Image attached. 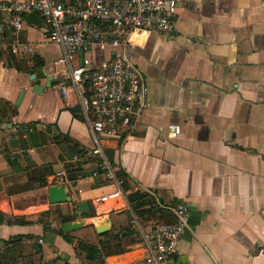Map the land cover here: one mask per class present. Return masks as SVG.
<instances>
[{
    "label": "crops",
    "instance_id": "0c3cea01",
    "mask_svg": "<svg viewBox=\"0 0 264 264\" xmlns=\"http://www.w3.org/2000/svg\"><path fill=\"white\" fill-rule=\"evenodd\" d=\"M136 35L130 53L148 80L149 105L132 135L102 141L129 187L102 202L97 199L116 187L91 177L95 153L67 185L73 201L49 200L57 173L77 163L65 141L92 153L96 144L74 91L63 95L62 49L49 42L45 22L27 17L20 37L24 49L31 48L28 55H0V260L7 254L5 240L19 238L22 263L131 264L148 254L132 228L134 215L150 230L167 218L166 207L185 203L190 226L171 264H264V0H181L172 35ZM93 52L95 64L111 57L109 47ZM50 75L52 87L35 93V84L46 85ZM29 123L44 133V144L17 129ZM172 124L183 128L176 138L170 137ZM137 191L152 202L143 214L128 200ZM82 201L94 216L77 217ZM68 222L83 226L66 232ZM128 225L134 239L114 240ZM80 242L102 253L91 258Z\"/></svg>",
    "mask_w": 264,
    "mask_h": 264
},
{
    "label": "built area",
    "instance_id": "2783aa9c",
    "mask_svg": "<svg viewBox=\"0 0 264 264\" xmlns=\"http://www.w3.org/2000/svg\"><path fill=\"white\" fill-rule=\"evenodd\" d=\"M181 0H5L0 1V55L11 51L28 55L31 50L21 39L27 17L38 15L48 27V40L62 49L58 63L65 76L60 84L63 95L72 89L96 148L84 156L74 155L81 162L97 155L91 177L104 178L115 185L109 195L121 197L123 179L102 147L103 140L121 139L132 135L140 126L149 105L148 80L134 61L130 51L132 39L139 31H157L172 35L179 15ZM95 46L111 49V57L99 64L94 62ZM84 51L83 57L80 51ZM24 52V53H23ZM82 60V64H81ZM18 125L17 129L23 128ZM33 131V128H29ZM170 137L182 134V126H169ZM54 185L72 186L65 170L57 173ZM168 216L152 229L145 230L134 215L132 228L148 254L131 264H171L179 242L190 226V209L185 203L166 207Z\"/></svg>",
    "mask_w": 264,
    "mask_h": 264
},
{
    "label": "trees",
    "instance_id": "16d2710c",
    "mask_svg": "<svg viewBox=\"0 0 264 264\" xmlns=\"http://www.w3.org/2000/svg\"><path fill=\"white\" fill-rule=\"evenodd\" d=\"M34 15L36 18L42 19L38 15H36V14H34ZM41 66H43V63H38L36 65V67L39 69ZM7 105L9 106L8 103H6V106ZM2 112L3 113H1V115H2V117H4V116H7L9 111L7 109L6 110L3 109ZM30 127L33 128V131L29 130ZM24 131L26 133H28V135L32 138V140L37 141V140L41 139V142H40L41 144H44L46 142L44 133L37 130L36 124H34V123L25 124L24 125ZM64 140H66V139H64ZM106 140H108V139H106ZM65 149L69 153L70 156H73L76 153H78L80 156H84L88 152L87 149H79V147L77 145L74 146L73 144H71L70 140L65 141ZM0 151H1V144H0ZM105 152L107 154V157L114 164V160L111 157V152L107 151V150ZM82 166H83V161L77 162L76 164H73V163L67 164V171L66 172H67V175H68L69 179L71 180L72 184H73V181H76L78 179V176L81 173H83V169H82L83 167ZM118 174L120 177H122V179H124V187L123 188H124L125 192H127L129 190L128 182H127L128 181L127 175L122 170H119ZM128 200H129L131 206L133 207V209L137 212L142 213V214L145 210L144 207L147 206L148 204L152 203L151 200L147 198V195L140 192V191L129 193L128 194ZM87 214L90 216H94L95 212L94 211L92 212L90 209V211L87 212ZM61 234L65 237V239L67 241H69V242L73 241L72 237L69 236L68 234H66L64 232H62ZM132 234H133V232L130 230V225H128L127 227L122 228L116 235H114L113 239L122 241L124 238H129L130 240H132V239H134V236ZM19 242H20L19 238H15V239L12 238L10 240H5V243L8 246L7 251H6L7 254L2 257V259L0 260V264H29V261L22 263V261H24V257L22 256V253H23L22 246H21V243H19ZM112 245H110L109 247H111ZM117 245L121 246V242L117 243ZM14 247H17L16 254L10 255L11 256L10 257L8 253ZM80 248L82 250L87 251L91 258H95L96 254L102 253V251L99 247L94 246V245H89V244L84 243V242H80ZM105 248H107V245L105 246ZM120 248H121V250H120ZM117 250H119L120 252H125L127 249L119 247V248H117Z\"/></svg>",
    "mask_w": 264,
    "mask_h": 264
},
{
    "label": "water",
    "instance_id": "95a60500",
    "mask_svg": "<svg viewBox=\"0 0 264 264\" xmlns=\"http://www.w3.org/2000/svg\"><path fill=\"white\" fill-rule=\"evenodd\" d=\"M137 34V33H136ZM134 34L133 36V39L132 41L137 43L139 41L138 39V35ZM84 55V51L81 50L80 51V56L83 57ZM81 64H82V60H81ZM31 78L33 80H36L37 79V75L36 74H33L31 76ZM54 79V76L50 75L48 76V80H47V83L46 85H41L39 83H36L35 86H34V91L35 93L37 94H42L44 91H45V88H49V87H52V81ZM24 95H25V91L22 90L20 95H19V99L17 101V105H20L23 98H24ZM49 200H50V203L52 204H60V203H65V202H72L73 201V198L68 195V188H66L64 185H52L50 188H49ZM78 207L80 209V214L77 213V217L79 219L82 218V213L83 212H89L90 211V203L88 201H82L78 204ZM84 222V221H83ZM83 222L81 223H78V222H68L64 225V231L66 232H69V231H72V230H75V229H78L80 227L83 226ZM101 231H105V229H102V228H99ZM175 257V256H174Z\"/></svg>",
    "mask_w": 264,
    "mask_h": 264
},
{
    "label": "bare ground",
    "instance_id": "6f19581e",
    "mask_svg": "<svg viewBox=\"0 0 264 264\" xmlns=\"http://www.w3.org/2000/svg\"><path fill=\"white\" fill-rule=\"evenodd\" d=\"M98 225H99L100 228H102V229H105V228L107 227L106 224H105V221H102V222L98 223Z\"/></svg>",
    "mask_w": 264,
    "mask_h": 264
}]
</instances>
